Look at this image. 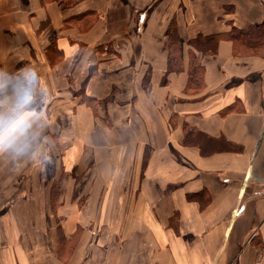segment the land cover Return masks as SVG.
I'll return each mask as SVG.
<instances>
[{
  "label": "crops",
  "instance_id": "1",
  "mask_svg": "<svg viewBox=\"0 0 264 264\" xmlns=\"http://www.w3.org/2000/svg\"><path fill=\"white\" fill-rule=\"evenodd\" d=\"M262 23L264 0H0V264H264V54L232 37Z\"/></svg>",
  "mask_w": 264,
  "mask_h": 264
},
{
  "label": "trees",
  "instance_id": "2",
  "mask_svg": "<svg viewBox=\"0 0 264 264\" xmlns=\"http://www.w3.org/2000/svg\"><path fill=\"white\" fill-rule=\"evenodd\" d=\"M221 36L213 35L209 37L199 36L196 40H192L191 43L196 46V48L200 50H204L208 53L214 52L213 44L217 43ZM232 37L235 40H240L244 48L249 49L251 52L256 54H264L260 50L264 46V23L258 24L252 28H249L245 31L235 30L232 34ZM170 45L173 44L174 41H178V39L174 35V31H170ZM173 61V59L171 60ZM203 66L202 64L194 61V66L192 72H190L192 79L198 80L199 73L202 72Z\"/></svg>",
  "mask_w": 264,
  "mask_h": 264
},
{
  "label": "clouds",
  "instance_id": "3",
  "mask_svg": "<svg viewBox=\"0 0 264 264\" xmlns=\"http://www.w3.org/2000/svg\"><path fill=\"white\" fill-rule=\"evenodd\" d=\"M27 102V101H26ZM28 114L25 113L23 116H21L16 122L15 125L16 127L22 126L26 119H27ZM6 144H5V139L3 137H0V151L5 150Z\"/></svg>",
  "mask_w": 264,
  "mask_h": 264
},
{
  "label": "rangeland",
  "instance_id": "4",
  "mask_svg": "<svg viewBox=\"0 0 264 264\" xmlns=\"http://www.w3.org/2000/svg\"><path fill=\"white\" fill-rule=\"evenodd\" d=\"M262 53H264V46L262 47V49L260 50ZM52 161V166L55 165V161L54 160H51ZM56 209V207H54V210Z\"/></svg>",
  "mask_w": 264,
  "mask_h": 264
}]
</instances>
